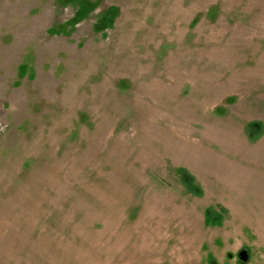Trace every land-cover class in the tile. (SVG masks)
<instances>
[{"label": "rangeland", "instance_id": "obj_1", "mask_svg": "<svg viewBox=\"0 0 264 264\" xmlns=\"http://www.w3.org/2000/svg\"><path fill=\"white\" fill-rule=\"evenodd\" d=\"M0 264H264V0H0Z\"/></svg>", "mask_w": 264, "mask_h": 264}, {"label": "trees", "instance_id": "obj_2", "mask_svg": "<svg viewBox=\"0 0 264 264\" xmlns=\"http://www.w3.org/2000/svg\"><path fill=\"white\" fill-rule=\"evenodd\" d=\"M181 179L184 182V184L189 188V190L190 189H193V184L191 183L192 180H191V182L188 181V179H187V173L186 172H183L182 173ZM190 191H192V190H190Z\"/></svg>", "mask_w": 264, "mask_h": 264}, {"label": "water", "instance_id": "obj_3", "mask_svg": "<svg viewBox=\"0 0 264 264\" xmlns=\"http://www.w3.org/2000/svg\"><path fill=\"white\" fill-rule=\"evenodd\" d=\"M239 257L242 260V262H246L248 260V254L245 251H241L239 253Z\"/></svg>", "mask_w": 264, "mask_h": 264}]
</instances>
